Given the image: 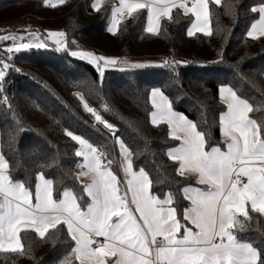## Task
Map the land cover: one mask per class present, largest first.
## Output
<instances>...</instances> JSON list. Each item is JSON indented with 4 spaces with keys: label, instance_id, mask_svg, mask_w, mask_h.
Returning a JSON list of instances; mask_svg holds the SVG:
<instances>
[{
    "label": "trees",
    "instance_id": "obj_1",
    "mask_svg": "<svg viewBox=\"0 0 264 264\" xmlns=\"http://www.w3.org/2000/svg\"><path fill=\"white\" fill-rule=\"evenodd\" d=\"M262 3L264 0L210 1L213 34L208 36L188 34L193 14L181 8H174L172 18L164 17L159 31L150 33L147 9L129 14L110 31L116 21L110 2L96 11L93 0H0V28L23 23L19 30H24L34 25L42 37L48 30L63 31L67 45L64 52L53 45L21 50L16 54L18 66H9L5 73L0 93V149L13 180L30 184L34 191L36 176L44 171L54 181V195L56 188L79 191L84 183L75 177L82 157L75 156L79 145L65 130L104 146L106 163L113 160L117 173L115 138L120 137L133 153L134 169L143 167L149 173L153 193L160 198L174 193L177 217L186 223L181 213L190 201L181 190L196 185V178L179 175L178 162L167 155L180 141L171 138L167 124L151 123V90L160 88L175 111L196 122L209 145L225 148L219 123L226 110L219 95L222 85L232 87L253 105L254 118L264 113V36L247 35L259 17L252 9ZM75 50L146 60L140 64L147 66L107 67L101 76L91 61L72 56ZM165 61L179 63L173 71L163 66ZM76 90L116 127L113 136L102 124H94L95 116L86 110ZM18 124L24 131H17ZM85 199L89 201L86 194ZM249 215L251 220L239 217L246 230L235 227L233 232L242 242L259 248L264 241V215L250 206ZM58 228L59 232L50 229L45 238L32 231L22 233L25 253L0 251V264H60L74 242L65 226ZM73 264L79 262L73 260Z\"/></svg>",
    "mask_w": 264,
    "mask_h": 264
},
{
    "label": "snow or ice",
    "instance_id": "obj_2",
    "mask_svg": "<svg viewBox=\"0 0 264 264\" xmlns=\"http://www.w3.org/2000/svg\"><path fill=\"white\" fill-rule=\"evenodd\" d=\"M214 2L220 4L221 0ZM188 3L189 0L180 3L176 0H148L146 3L121 0L122 8L118 11L132 14L148 9L147 31L156 33L160 18L171 19L173 8H181L195 15L189 35L198 31L211 36L209 0H190L191 7ZM252 11L261 16L247 35L264 36V3ZM64 36L63 32L49 34V39L54 38L59 46L55 50L67 51ZM21 47L41 49L47 45L40 41ZM21 47L15 48V52L19 53ZM71 55L90 60L101 76L105 68L119 63L116 58L99 57L91 52L72 51ZM178 63L165 61L163 66L174 71ZM146 66L133 63L128 68ZM4 79L5 72L0 70V93ZM219 94L227 106L219 118L226 150L209 145L205 132L198 130L196 122L175 111L172 101L160 88L151 90L155 109L151 112V123L167 124L171 138L180 141L167 155L179 162V175L193 174L197 177L196 183L204 186H185L181 190L183 198L190 201V207L183 210L181 216L191 226L178 219L177 208L173 206L174 193L168 192L161 199L152 191L154 185L149 173L143 167L134 170L133 153L122 139L116 138L123 156L122 170L127 177L124 187L112 170L114 161L104 162L108 156L104 146H94L87 139L65 130L79 145L75 156L83 158L79 167L85 170L75 179L90 177V182L83 184L79 191L56 188L54 195V181L46 178L44 171L36 176L33 191L30 184L26 186V182L13 180L9 162L0 152V251L24 254L22 233L32 231L45 238L50 229L59 232L58 226H65L74 247L60 264H73V260L79 264H105L109 256L117 257L115 264H264V241L259 248L254 247L253 243L242 242L233 232L235 227L246 230L239 217L252 219L249 206L253 212L264 215V113L254 118L253 105L232 87H220ZM80 99L83 101V96ZM84 107L114 132L113 126L102 121L86 102ZM17 131H24L23 126L18 124ZM128 191L139 217L129 207ZM85 194L90 201L85 199ZM98 237H103L104 242L97 240Z\"/></svg>",
    "mask_w": 264,
    "mask_h": 264
},
{
    "label": "crops",
    "instance_id": "obj_3",
    "mask_svg": "<svg viewBox=\"0 0 264 264\" xmlns=\"http://www.w3.org/2000/svg\"><path fill=\"white\" fill-rule=\"evenodd\" d=\"M210 1H213L214 2V0H209V3H210ZM222 1V0H221ZM112 3L113 5H114V8H113V10H114V13L115 12H117L118 11V9H121L122 8V4H121V0H99V4L97 3V0H93V4H92V6H93V8L96 10V11H99L100 9H102L107 3ZM134 2H139V3H146V2H148V0H134ZM176 2L177 3H180L181 2V0H176ZM189 2H190V0H189ZM188 7H191V3L190 4H188ZM97 8L99 9V10H97ZM174 9V8H173ZM148 10V9H147ZM184 10V9H183ZM184 12H185V10H184ZM185 13H191V12H185ZM193 14V21H192V23H191V25L189 26V28H188V32H190V31H193V24L195 23V15H194V13H192ZM148 15H149V10H148ZM260 16H261V13H259V17H258V19L254 22V23H256L259 19H260ZM166 17V16H165ZM164 17H161L160 18V20H159V28H160V24H161V21H162V19H163ZM118 21H113V23L111 24V26H110V29H113V24H118L117 23ZM253 23V24H254ZM252 24V25H253ZM252 27V26H251ZM251 27H250V30L249 31H251ZM147 28H148V19H147ZM212 28V27H211ZM52 32H63V31H58V30H48V32H47V36H46V38H47V40H50V42L51 43H53V44H55V39L54 38H52V39H49V34L50 33H52ZM198 32V31H197ZM197 32H195V33H197ZM64 33V32H63ZM256 36H259V33H255L254 34V37H256ZM8 39H4L3 38V36H1L0 35V44L2 43V42H4V41H7ZM13 40V39H12ZM63 40H64V43H65V45H66V36H64L63 37ZM13 43V42H12ZM46 44V43H45ZM23 44H17V45H14V48H17V47H21ZM47 45V47H50L48 44H46ZM55 46H56V44H55ZM59 46L57 45L56 46V48H58ZM66 47H67V45H66ZM33 48H35V47H33ZM46 48V47H45ZM21 50H25L24 48H22L21 47ZM75 51H77V52H83V53H88V52H91V53H93L94 55H96V56H99V57H102V56H100V55H97L96 53H94V52H92V51H87V50H75ZM80 57V56H79ZM104 58H116L118 61H119V63H118V65L117 66H115V67H121V68H126V67H128V65L129 64H133V63H138V64H140V63H143V62H146V60L144 61V60H136V59H120V58H117V57H104ZM90 61V60H89ZM148 62V61H147ZM222 86H228V85H222ZM221 86V87H222ZM228 87H230V86H228ZM234 90V89H233ZM76 91H78V90H76ZM78 92H81V91H78ZM82 93V92H81ZM220 95V94H219ZM221 99V98H220ZM151 100H152V97H151ZM155 110V109H154ZM226 110H227V106H226ZM225 110V111H226ZM180 113V112H179ZM183 114V113H182ZM189 119V118H188ZM221 136H222V130H221ZM222 139H223V136H222ZM179 145H177L176 147H178ZM176 147H173V148H176ZM172 148V149H173ZM171 150V149H170ZM222 150H226V145H225V148H223ZM0 152H1V149H0ZM118 154V152L116 153V155ZM118 158V157H117ZM118 160V159H117ZM178 164H179V162H178ZM134 170H136V171H138L137 169H134ZM185 175H187V176H192V177H194V178H196V180H197V177L195 176V175H193V174H188V173H186ZM122 178H123V182H124V186H125V183H126V179H127V177L125 176V173L123 172V170H122ZM189 186H198V187H204V186H202V185H198V184H196V185H189ZM125 190H127V189H125ZM165 198V197H164ZM161 199H163V198H161ZM33 202H35V197L33 196ZM128 202H129V206L131 207V209L133 210V212L137 215V217H139V213H137L136 211H135V205L132 203V201H131V192L130 191H128ZM190 207V205L188 206V207H186L185 209H187V208H189ZM186 223H188L189 224V226H191L190 225V222H186ZM193 228H194V226H192ZM195 230V229H194ZM181 233H183V228L181 229ZM102 238V241H101V243H103L104 242V238L103 237H101ZM116 259H117V257H111V256H109V257H106L105 258V264H115V261H116Z\"/></svg>",
    "mask_w": 264,
    "mask_h": 264
},
{
    "label": "rangeland",
    "instance_id": "obj_4",
    "mask_svg": "<svg viewBox=\"0 0 264 264\" xmlns=\"http://www.w3.org/2000/svg\"><path fill=\"white\" fill-rule=\"evenodd\" d=\"M119 22V21H118ZM23 23H18L17 25L14 26V28L10 29L9 27H2L0 28V35L4 37H7V36H13L14 39L11 40L13 41V43L11 42L12 45H19V44H28V43H32V44H35L37 42H40V41H43L44 43L48 44L49 46H55V44L51 43L50 40H47L46 37H42L40 36V31L38 29V27L32 25L30 27H27L25 28L24 30H19V27L22 26ZM59 31V30H58ZM35 34V35H33ZM57 46V45H56ZM55 46V47H56ZM26 50V49H25ZM8 67L5 68L4 65L3 66H0V70H3L5 73L7 71ZM77 93L83 95L81 92H78L76 91L75 94L77 96ZM78 97V96H77ZM84 97V96H83ZM79 98V97H78ZM85 98V97H84ZM80 99V98H79ZM86 100V99H85ZM87 101V100H86ZM88 103V102H87ZM95 108V107H94ZM98 110V109H97ZM96 114H100L99 113V110H98V113ZM101 118H102V121L108 123V124H111L110 122H108L101 114L99 115ZM96 122L102 124L104 126L103 123L97 121L95 119ZM112 125V124H111ZM115 129L116 127L114 125H112ZM105 128V127H104ZM77 135V134H75ZM80 136V135H79ZM82 137V136H81ZM84 138V137H82ZM120 138V137H119ZM86 139V138H84ZM122 139V138H120ZM88 140V139H87ZM89 141V140H88ZM90 142V141H89ZM115 142H116V151L118 152L117 154V161H118V164H119V168H120V172L117 173L115 172V170L112 168L113 172L118 176V178L120 179L121 181V187H124V182H123V178H122V161H123V156L122 154L120 153V150H119V144L117 143V139L115 138ZM92 143V142H90ZM125 143V142H124ZM93 144V143H92ZM126 144V143H125ZM94 146H96L95 144H93ZM98 147V146H97ZM106 163V160L104 161ZM83 163V158L81 160V164ZM82 170H85V169H81V167H78L77 168V172L78 174L82 171ZM80 180L84 183V184H87L90 182V177L88 176H85V177H81ZM89 201H90V198H89ZM129 204V202H128ZM130 207V206H129ZM131 208V207H130Z\"/></svg>",
    "mask_w": 264,
    "mask_h": 264
},
{
    "label": "built area",
    "instance_id": "obj_5",
    "mask_svg": "<svg viewBox=\"0 0 264 264\" xmlns=\"http://www.w3.org/2000/svg\"><path fill=\"white\" fill-rule=\"evenodd\" d=\"M188 4H190V2ZM128 15H129V13L126 10L117 11V12H115V19H116V21H120ZM9 49H12L13 51H9ZM16 54L17 53L15 52L14 45H12L11 43L6 42L3 45H1L0 46V66H3V65H8V67L9 66H18V63L16 61ZM96 123L97 122L95 121L94 124L96 125ZM113 129H114V132L109 131L107 129V132H108L107 134H110L113 136L115 131H116V129L114 127H113ZM244 182H246V178H244ZM96 239L99 240L100 242L102 241L101 237H98ZM158 239H160V238H158Z\"/></svg>",
    "mask_w": 264,
    "mask_h": 264
},
{
    "label": "bare ground",
    "instance_id": "obj_6",
    "mask_svg": "<svg viewBox=\"0 0 264 264\" xmlns=\"http://www.w3.org/2000/svg\"><path fill=\"white\" fill-rule=\"evenodd\" d=\"M77 96L80 98V96H82V95L79 94V93H77ZM83 98H84V97H83ZM80 100H81V99H80ZM81 102L83 103V105H84L85 102L87 103V101L85 100V98L83 99V101L81 100ZM87 105H88V107H91L92 109H94L95 114L98 113V110H97L96 108L90 106L88 103H87ZM99 115H100V114H99Z\"/></svg>",
    "mask_w": 264,
    "mask_h": 264
}]
</instances>
